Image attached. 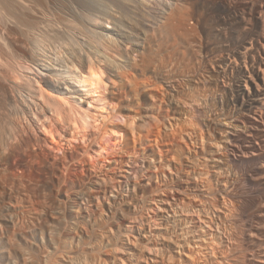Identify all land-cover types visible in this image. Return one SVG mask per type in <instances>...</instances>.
I'll use <instances>...</instances> for the list:
<instances>
[{
	"label": "bare ground",
	"instance_id": "6f19581e",
	"mask_svg": "<svg viewBox=\"0 0 264 264\" xmlns=\"http://www.w3.org/2000/svg\"><path fill=\"white\" fill-rule=\"evenodd\" d=\"M197 1L93 0L90 2L89 0H45V3L43 0L46 4L45 6L44 4L42 5L41 0H0V144L5 141L8 128L15 129L13 125L17 117L13 119L12 116L17 113L13 105L18 104V100L19 104L22 103L21 105H24L22 106L23 108L19 109L23 113L21 118L24 116V119L29 121L26 115L28 114L27 110H30L33 115L38 116V121L42 123L44 128L46 125L43 117L47 119L49 112L53 113L57 118L55 120H53L54 117L51 118L50 124L63 118L61 107L64 104L61 105L60 100H57V98L60 99L65 91L70 89L74 91L76 87H80L81 92L86 91L89 94H97L104 77L103 68L107 64H113L117 71L123 70L121 68L130 67L131 69L128 68L130 71L139 69L140 72H144L153 67L149 70L154 72V76L150 74L153 76L152 79L154 81H148L151 83V86L148 87L150 89L157 88L159 92L151 93L152 96L149 94V97L153 98L154 107L159 110V114L160 111H163V107L167 105L168 109H170L167 111V108H164L165 111L175 112L173 113L175 115L168 113L167 118L163 116L166 118H163L164 121H167L164 124L155 117L152 119V123L145 125L146 127L148 126V130L150 129L148 133L153 134L151 145L154 146L152 143H155L158 146L162 143L165 148L169 149H167L168 151H173V154L175 152L176 154L180 153V158L183 157L182 134L184 133H182V129L186 131L185 124H191L193 118H189L190 123L185 121V124H182L181 116L184 109V105L182 107V90L184 84L182 85L183 79L180 78L179 73L182 70L181 66L185 65L184 62L181 64L182 58L185 59V52H181L179 47L191 49L199 66L201 68L204 65L209 66L211 72L218 77L216 79L218 84L215 83L223 89L222 91L225 94V100L223 99L225 102L224 107L227 108V113L223 114L224 117H222L219 124V121L217 122L218 126L216 125L217 128H215L217 139L215 140L214 135L215 141L212 138L210 139L212 141L208 140L209 147H207L206 145L208 144L206 143L208 142L204 139V136L200 138L203 144L206 141L204 145L209 148L205 150V146L202 147L208 158L204 156L205 154H202L201 158H207L208 160L204 159V161H210L215 168V170L213 169V175L220 183V188L216 191L211 190L216 189L211 187V189H204L206 186H202L203 184L201 185L200 183H203L202 179H205V175L208 173L202 175L203 173L201 172V175L204 176L202 178L200 174H197L196 169V171H189H193V175L190 178L188 177L187 182L184 180L188 186L186 190H181L178 187L179 185H176L177 180L173 179L172 173H174L175 169L171 168L169 171L170 165L166 164L169 167H166L168 168L166 170L173 177L170 178V181L167 180L168 182L166 181L164 185L162 182L163 188L161 190L150 193L151 202L156 206V210L151 208L154 211H152L153 215L145 216L146 213L143 211L146 208L144 207V209L141 206L142 204H134L129 207L127 205L132 213L130 218L128 217V220L124 222V219H127V215L126 217H124L125 215L123 216L125 210L114 209L115 211L112 213L114 215L106 219H99L95 217V214H90L89 210L85 213L78 208L80 206L70 203L73 200H84V197H87L89 202L97 199V197L99 198V196H90L88 193V196L86 194L85 196L72 195L65 199L57 195L55 204L51 202L54 204V210L49 214L50 211L47 209L50 208H45L44 204L38 201L44 195L43 193L40 196L35 194L36 191L33 194H30L32 191L28 194H19L0 190V264H264V0H201L204 9V17L202 18L211 15L216 20L221 21L219 27H222V30L218 29V32H207V30L206 32H198L200 31L198 30L199 28H204V22L202 23L200 19V15L203 14L200 12L201 10H198L196 14L195 10L199 9L196 4ZM187 5H193L192 8L194 10L191 7L186 8ZM153 10H155L157 15H153ZM67 17L76 19V23L78 19L83 21V17H86V20L89 19V21L79 24L80 26L75 23L79 28L71 32L73 30L71 26H75V24L71 25L70 23L74 22L70 21V26L66 22L68 20H65L66 24L63 20L67 19ZM147 17H155L156 22L150 23L151 27L153 29L154 27H159L158 30L162 29L167 32L168 36H165L166 33L161 35L165 36L163 37L167 42V38L169 41H173L175 49L173 48L172 52H169L171 54L167 53V51L165 52L164 47L162 49L157 48V51L159 49L158 52L164 50L165 54H163V51V53H160L163 56H167L165 59L164 57L161 58L162 55H160V58L156 55L158 52L153 48L156 44L153 43L152 49L150 48L151 43L150 46L146 43L149 46L147 48L145 46L146 40H140L141 35L139 37L136 34L138 31L132 32V30L134 31L138 28L136 25H146V23L148 25ZM106 25H112V27L110 26L111 28H109ZM145 25L143 26L145 27ZM153 29L151 30L150 28L151 31ZM75 30L77 31L75 32ZM155 30V34L158 36L157 29ZM162 30L159 31L161 32ZM144 31L142 30L143 33ZM148 32L149 30L147 35H150L151 32H149L150 34ZM152 33L154 34V32ZM84 38L87 42L82 43L85 45L80 43L81 40L78 42V39ZM211 38L215 39L212 45L210 44L213 41ZM148 39L155 40L153 37ZM151 40L148 41L152 42ZM202 41L205 42V46L200 44ZM131 43L133 45L127 50L129 47L126 46ZM156 46L161 47L158 44ZM152 56H154V63L151 60ZM117 58L121 60L122 64L121 62H116L118 61L115 60ZM94 59L96 61L93 62ZM87 60L89 61L87 62ZM149 61H151V66L148 63ZM187 61L185 60V63ZM189 65L191 66L192 64H187V66ZM114 66L112 70H115ZM199 66V69L196 66L198 70H200ZM30 67H34L38 74H40V71H46L52 76L57 74L58 67L61 69L68 68L71 82L66 79L57 80L54 77L42 78L41 80L45 87L41 88L39 97V93L36 94V92L31 90L32 82L35 84L37 81L32 79L25 82L26 80H24L23 73L26 70L33 71ZM146 67L148 68L145 69ZM204 68L207 69V67ZM128 69L127 71L130 72ZM124 73L126 72L121 74L127 78L129 75L126 73L125 75L127 76H125ZM142 74L146 76V73ZM122 75H120L121 78L123 77ZM228 75L232 76L233 81H229L230 79L225 81ZM131 79L133 80L134 78L131 77ZM147 79L149 80V78ZM52 80L53 82H51ZM123 80L126 81V79ZM198 80H200L198 82L200 84L201 79ZM205 80L203 79L202 82L207 81ZM134 81L136 79L133 82L129 80L132 84L137 82ZM228 81L231 82V86L227 85ZM19 82L21 83L19 84ZM126 83H128V80ZM126 83L124 84L123 82L124 85H128ZM146 83H143V85ZM184 83L186 84V82ZM134 84L132 88H134ZM161 84L166 87V91L164 89L160 92ZM124 85L122 86L124 87ZM145 87L147 88L146 85ZM124 88L127 87L125 86ZM51 90L54 91V94L51 93ZM136 90H139V88ZM76 91H74V94ZM132 91L134 90L132 89ZM171 93L172 96L170 98ZM51 94H56V100ZM187 95L190 96V94ZM196 95H193L194 97L191 96L192 99ZM205 98L204 100H206ZM80 99L83 100L82 97ZM192 99L190 102H193L191 104L189 102L186 103L189 105L185 104V107L188 106L194 114V112H199L200 108L196 105L195 99ZM13 102L16 104H13ZM70 106L69 110L67 109L68 107L66 108L69 113L72 111ZM36 107L41 110L39 114L35 112ZM69 113L66 118L64 117L68 121L67 123L75 126L77 130L80 129V137L83 140L87 139L86 135L83 134V129L77 126V117L74 119L72 112L71 115ZM176 114L181 115V119L177 118ZM197 114L194 115L197 116ZM189 115L191 116V113ZM18 122L20 127L24 128L23 123L20 124L21 122ZM160 123L164 125L162 126L164 130H169L170 133L168 132V135L163 134V128ZM191 126L189 129L193 128ZM29 127L30 129L33 128V124L30 123ZM187 127L189 126L187 125ZM18 128L15 130H18ZM55 128L57 129V127ZM15 130L13 131L15 132ZM25 131L27 130L22 131L23 134ZM57 131L58 129L55 130V132ZM8 132L10 133V130ZM18 132L15 133L20 134ZM189 133L193 134V132ZM23 134H20L22 135L20 141H29L30 143L31 140L29 138L31 136L27 135L28 138H24ZM187 134L185 132V135ZM13 135L11 139L15 136ZM72 139L74 140V138ZM7 142L4 143L7 144ZM37 142H40V140ZM32 144L30 143V145ZM45 144L48 145L47 141ZM185 144L188 143L185 142ZM187 148L190 147L188 146ZM168 153L170 154L171 152ZM193 153L197 155V153ZM222 153L226 154V163L230 164L229 167L232 165L236 168H243L245 181L251 186L249 197L246 195H243L244 197L239 196L242 193H237V185L229 184V180H225L226 175L224 176L223 173H228L226 171L228 167L224 166L226 170L222 173L224 169L220 166L224 164V161L222 162V156H224ZM165 154L163 153L162 156ZM186 154H184V158L188 160L190 157H185ZM3 157L6 160L8 156ZM196 157L200 158V156ZM180 158L178 163L181 160ZM0 159H3L2 156H0ZM190 161L196 163L198 159L195 162H193V159ZM208 163L205 165L209 166ZM185 166L188 168V165ZM231 168L228 169L231 170ZM158 169L160 170V168ZM162 169L160 171L164 173L165 168ZM183 169H178L174 174L178 177ZM166 175L164 176L165 179ZM207 180L205 181L208 186ZM0 183L2 184L1 177ZM158 188L160 189L159 185ZM44 196L47 197V195ZM45 198L42 197L44 200ZM6 201H9V204L5 203ZM134 203L136 202L134 201ZM45 206L47 205L45 204Z\"/></svg>",
	"mask_w": 264,
	"mask_h": 264
},
{
	"label": "rangeland",
	"instance_id": "374dc122",
	"mask_svg": "<svg viewBox=\"0 0 264 264\" xmlns=\"http://www.w3.org/2000/svg\"><path fill=\"white\" fill-rule=\"evenodd\" d=\"M89 1L91 2L93 0H89ZM198 1L196 4L199 6V9H197L195 11L197 14L198 10L199 11L201 10L200 12L203 14L200 15L199 14L200 12L198 14L201 16L200 19H201L202 23L204 22L203 23L204 28H202V29L199 28L198 30H200V31H198V32H206V30H207V32H218V29L222 30L221 29L222 27H219V25L221 24V21H219L218 19L216 20V18H213V16H211V15L206 16L207 15L206 13H205L206 17L202 18V17H204L203 16L204 15V9L202 7V1L201 0H198ZM44 2H45V0H44ZM44 2H43V0H41L42 5L44 4L46 6V4H45L46 2L45 3ZM192 6L187 5L186 8H189V7L192 8ZM183 8L185 9L184 6H183ZM200 8H202V9H200ZM188 10H185V11H188ZM192 10H194V8H192ZM192 10H190V11L192 12ZM153 11H152V13H154L153 15L155 16V14H156L155 10H153ZM70 18H72V17H70ZM147 18L149 21L148 25H147V23H146V25L145 24L136 25V26H138V28L135 27L137 29L134 31L132 30V32H136V31L139 32V33L137 32L136 34L138 36L141 35V37L139 36L140 38L139 37H137V38H139L140 40L142 39L143 41L146 40L145 46H147L146 43L149 44V46L151 43L150 48H152V46L154 44L161 45V47L156 46V45L153 46V48L156 49V50L154 49L156 52H158L159 49H162L163 47H164L165 52L166 51H167V53L172 52V49L174 48L173 47V41H169V39L167 38V40H168V42H167L166 39L164 38L165 36H168L167 32H164L162 29H159V30L163 31V32L162 31L160 32L158 30L159 27H157V28L154 27V29H153L151 27L152 26L151 24L155 21V17L154 18L153 17H151V18L147 17ZM213 19H215V20H213ZM65 20H68V21H66V22H68V25H70V24L73 25L76 23L75 21H77L74 18L69 19V17H67V19L65 18L63 21L65 22ZM82 20L83 21L78 19V22L76 24L79 25V24H82L84 22L86 23L89 21V19L86 20V17L85 18L83 17ZM70 21L74 22V23L69 24ZM76 24H75V26L70 25L73 29V30L71 29L72 30L71 32H74V29L79 28L80 25L76 26ZM215 24H216V26H215ZM143 25H145V27ZM106 26L109 28L112 27V25H106ZM205 26H206V28H205ZM215 27H217V28H215ZM147 28H148L149 32H151V34L148 32V34H150V35H147V31H148ZM150 28H151V30L153 29V31H151ZM155 29H157V34H159L158 35L159 37L155 34L156 33ZM216 29H217V31H215ZM142 30H145V31L147 30V31H146V33L144 31V33H143ZM76 31L77 30H75V32ZM152 32H154V34ZM163 33L164 34L166 33L165 36L161 35ZM145 34H146V37L147 36H149L150 38L153 37V38H155V40L148 39L149 37H147V39L151 40L152 42L148 41L145 37ZM155 35L157 38L155 37ZM160 35L162 37L163 36L164 37L162 38ZM143 37H145V38L143 39ZM211 39L213 40V38H211ZM211 39H210V42H211ZM79 40H81L80 43H82V42L86 43L87 42V41H85L86 40L85 38L84 39H78V42H79ZM214 40L212 41V43H210L211 45L215 42ZM203 42L204 41H202L200 44L202 46H205V42L204 43ZM84 43H82V44H84ZM208 43H209V41H208ZM131 45H133V43L129 44V46L128 45L126 46V47H129V48H127V50H129L131 48ZM149 46H147V48ZM132 47L135 48L134 46H132ZM165 47H167L168 49L167 48L165 49ZM157 48H159L158 51H157ZM179 49H181L180 50L181 52L182 51H183V53L185 52V55L183 53H181L182 55L185 56L184 57L185 59L182 58L181 64H183V62H184V64L187 66V64L191 63L192 65L191 66L189 65L187 67H189L191 69L194 68L193 70H191L184 65L185 67L181 66L182 70H180L181 73H179L180 78L183 79V80L181 79L183 81L182 85L184 84V87L182 86L183 87L182 100L184 101V102L182 101V107L184 105V107H183L184 109L182 108L183 109L182 110V116L176 114L178 116V117L177 116L176 117L177 118H180V116L182 117V124H185L184 123L185 121H186V123H188V121L190 123V119L193 118L191 120V124H185V127L188 129L185 128L186 131H184V129H182L183 130L182 133H184V134H182V139H183V141L185 140L184 142L182 141V143H183L182 144V149H183L182 155H183V157L180 158V156H179L180 153H177L178 154L177 155L176 152H175V154H173L174 153L173 151H168L169 149L165 148L162 143H160L161 146L158 145L159 147L155 143H152L154 146L151 145V141L153 139V137H152L153 134H151L150 132L148 133V131L150 129L148 130V128H147L148 126L146 127L145 125L152 123V121H153L152 119H154L155 117H156V119L160 120L164 124L167 122L166 120L164 121V119L167 118V114L171 113V115H172L173 113H175V112L172 113L171 111L167 112L170 109V108L168 109L167 105H165L163 107V111H160V114H159V110L154 107L153 103H155V102H154L153 98H151V96H152V94H155L154 92L158 93L159 90H157V88L156 89L155 88L154 89L149 88L151 86V83H149V82L154 81L152 79V77L154 76V74H153L154 72H152L153 70H151V71L149 70L150 68L151 69L153 68V67H150L151 61L148 62V63H150V66L147 65V63H146V65L149 66L150 68L147 69L148 67H146L145 69H147V70H145L144 72L141 71L142 73H146V76L143 75L139 71V69L137 70V69L132 68L136 71H134V70L130 71L129 69H131V68L127 67V68H121L124 70L123 71L120 69L122 71L121 72L119 70L117 71L116 67L113 64L112 65L107 64V66L105 65L106 68L105 67L103 68L104 77H103V81L101 84L102 86L100 85L101 89L99 87L97 94H94V95L89 94L86 91L81 92L80 87H76L74 89V91L77 90L75 92V94H74V91L71 89L68 91H65V93L62 95V97L60 99L57 98V100H60L61 105L64 104L61 107V111L63 110L62 112L64 113V114L62 113L63 118L59 119L58 122L54 121L53 123L50 124L51 118L54 117L53 120H55L57 118L55 117V115L53 113L49 112L47 119L45 117H43L44 124L46 125L44 128L42 127V123H40L38 121V118H37L38 116L33 115L32 111L30 112V110H27L28 116L26 115V118H28L29 121H26V119H24V116H23V118H21L23 113L19 109L23 108L22 106H24V105H21L22 104L21 102H20L21 104H19V100H18L19 105L16 104L15 102H13V104L17 105L16 108H15L16 105H13V107H14V110L16 111V113L18 114V115L16 114V115L12 116L13 119L17 117L14 120L13 126H15L14 127L15 129L19 127L18 130H15V129H13V130H15L16 133L19 131L18 133H20V134L21 133L23 134L22 131L27 130L24 132L23 136H24V138L25 137L28 138L27 135L31 136L29 139L31 140L30 143L31 144L33 143V144L30 145L29 141L28 142H21L20 138L22 135L16 134L12 130L11 127H10V129L8 128L4 142H7L8 140L9 141L7 142V144L2 142L8 146H6L2 143L0 144V146H3L0 148V154H1L0 156H2V158H3V159H0V175H1L0 177H1V182H2V184L0 183L1 184L0 190L7 192V193H14V192L16 193L17 192L19 194L20 193L21 194H25V193L28 194L31 191L32 192L30 194H33V192L35 193V191H36V193H35L36 195H40V194L41 195H43V194L47 195V197L44 195L43 196L40 195L41 198L40 199L38 198L39 199L38 201H39V203L42 202V204H44L45 208L48 207L51 209V210L47 209L48 211H50L49 214L54 210L53 205L55 204V201H56L55 197L57 195L58 196L60 195L62 199L63 198L65 199L66 197L72 196V195L73 196L74 195H84L85 196V194L87 195V193H88L90 196H99V198L97 197V199L91 200V202H89V200H87V197H84V200H81V201H76V200L74 201L72 199L73 201H71L70 203H72L75 206H77V205L80 206L78 208H80L85 213H87V211L89 210L88 212L90 214H95L96 215L95 217H97L99 219H106V218L111 217L112 215H114L112 213H114L115 210H125V214H123V216L125 215L124 217H126V215H127V217H126L127 219H124L125 220L124 222H126V220H128V217L130 218V216H131L130 214L132 213V211L131 212L129 211L130 208H128V207L130 205H134V204H139V205L142 204L141 206L143 208L144 207L146 208V209L144 208L145 210L143 209L144 210L143 212L146 213V214L144 213L145 216H148V215L152 216L153 215L152 211L154 210V208L156 210V206L154 205L153 202H151V199H150L151 194L153 193V191L161 190L163 188V185L166 183V181L167 180L170 181V178L173 176H174L173 179L175 181L177 180L179 182L178 183L176 181V185H179L178 187L181 190L182 189L186 190V187L188 185H187V183H185V181L187 182L188 177L190 178L193 175L192 172L197 170V174H200V175H201V172L203 173L202 175H205L208 173L207 175H205V179L203 178L204 176L201 175L203 178L202 179L203 183H200L201 181L199 182L201 185L203 184L202 186L207 187V188L204 187V189L216 188V189H211L213 191H216L218 188H220L219 181L213 175L215 168L212 166L210 161H207L208 157H207L206 153H204V149L202 147L205 146L204 144L206 141L207 142H208V140L212 141V140H210L211 138L213 140H214V137H215V140L217 139L215 128H217L218 124L222 120V117H224L223 114L227 113L226 112L227 108L224 107L225 102L223 101V99L225 98V94L222 91L223 89L217 85L218 80H216V79H218V77H216V75L211 72V69L209 68V66L204 65V67H207V69L204 68L203 66L201 68V66H199V63L195 60V57L193 56L191 49H185V47L184 48L179 47ZM164 50H162V51L164 52ZM155 51H153V52H155ZM162 51H160V52H162ZM160 52H158L156 54V55H158V58H160V55H162L161 58L164 57V59H165V57H167V56H163V54H165V52L164 53L162 52L163 54H161ZM169 54H171V53H169ZM181 54H180V56H182ZM135 57H136V55H135ZM153 57L154 56H152V59L150 58L152 60V62H153ZM158 58H157V60H158ZM115 60H118L116 62H121V60L118 58ZM185 60L186 61L188 60L187 63H185ZM193 60H194V62H192ZM88 61L89 60H87V62ZM94 61H96V60L94 59L93 62ZM193 63L196 65L193 66L194 65ZM121 64H122V62H121ZM113 66L118 73L115 70H112ZM196 66H197V68L199 66L200 70H198L199 68L197 69ZM30 68H32L33 71L26 70L25 73H23L24 80H26L25 82L32 80V79H34V81H37V82H35V84H33L34 82H32V84H31L32 89L31 90L36 92V94L39 93L38 94L39 97H40L41 88L43 86L45 87V84L41 80L42 78H45V77L53 78L54 77L55 79L57 78V80L58 79H66V80H69L71 82V79H69L70 74L68 72L69 71L68 68L67 69L66 68L61 69L60 67H58L57 68L58 69L57 74L54 76H52L50 73H48L46 71H40V74H38V72L34 69V67H30ZM185 68H187V69H185ZM125 69H126V71H125ZM127 69L130 72H128ZM184 69H185V71L183 72ZM146 71H148L150 73H148ZM35 72H37V73H35ZM123 72H126V73L128 72L127 75H129L128 76L129 79H127L128 77L125 78L121 74ZM207 72L208 73L210 72V73L208 74ZM76 73H78V72H76ZM119 73H120V75L123 76L122 78L119 75ZM126 73H124V75ZM78 74H80V73H78ZM133 74H135V75H133ZM150 74H152L153 76H151ZM127 75H125V76H127ZM213 75H214V77H213ZM55 76H57V77H55ZM202 76H203V79L207 80V81L205 80L206 82H202L203 81ZM208 76L209 77L211 76L212 79H211V77L209 78ZM131 77L136 79V81H137V82L134 81V82H136L135 84L133 83L135 89L132 88L133 87L132 82L134 79L132 80ZM147 78H149V80ZM123 79H126V81H124ZM140 79H141V81H140ZM198 79H201L200 84L198 83L200 81ZM127 80H128V83H126ZM129 80H131L132 82H129ZM143 80H144V82H142ZM227 80L233 81L232 76L228 75V77L225 79V81H227ZM229 81H228V84H227V82H226V84L228 86H231L232 84ZM51 82H53V80ZM123 82H124V84L126 83L128 85H124ZM184 82H186V84ZM195 82H197V83H195ZM20 83L21 82H19V84ZM72 83H73V81H72ZM143 83H146L145 85L149 89H147L145 87V85H143ZM121 84L124 85V87L126 86L127 88H124ZM130 85H131V87H130ZM135 85H138V86H136L137 88L135 87ZM161 85L162 86H161L160 92H162V90H164V89H165L164 91H166V87L163 84H161ZM138 88H139V90H136ZM132 89L134 91H132ZM206 89H208V90H206ZM135 90H136V92H135ZM191 91H193V92H191ZM133 92H135V93H133ZM51 93L54 94V91L51 90ZM139 93H140V95H139ZM191 93L194 96H195V94L198 95V97L196 95V97L194 98L196 105L200 108L199 112H196V113L194 112L195 115L197 113L199 114V115L197 114V116H195L191 112L192 110L189 109L188 106L185 107L186 105H189L193 102V101L190 102L192 97H194ZM149 94H151L150 97H149ZM187 94H190V96ZM82 95H84V96H82ZM52 96H53V98L55 97L54 99L56 100V97H57L56 94L52 95ZM171 96H172V93L170 94L169 97L171 98ZM80 97H82L84 101L81 100ZM204 97H206L205 98L206 100H204ZM186 98H188L189 100ZM61 99H64V100H61ZM67 99H68V101H67ZM194 99H192V100H194ZM186 100H187V102H186ZM39 101L41 102L40 99H39ZM65 101L67 102L68 105L66 104ZM169 101H172V100H169ZM56 102H58V101H56ZM188 102H189V104H186ZM41 104H43V103H41ZM79 104H80V106H79ZM69 105H71L70 107H72L71 112H72L74 119H76V117H77V119H76L77 126L81 127V129H83V132H84L83 134L86 135L87 139H85V140H83L82 137H80L81 136L79 134L80 129L77 130V128L75 126L67 123L68 121L65 120V118L68 116V113H69L68 112ZM18 106H20V107L18 108ZM164 108L165 109L167 108V111H165ZM40 111L41 110H38L37 107L35 108V112L37 114H39ZM164 111H165V113L163 114ZM71 112L69 113L70 115H71ZM201 112H202V114H201ZM190 113H191V116L189 115ZM208 113H209V115H208ZM173 115H175V114H173ZM163 116H165L166 118ZM215 117L218 119H216ZM201 118H203V119H201ZM17 119H19L18 121H20V122H21V120L24 119L23 122L20 123V124L23 123L22 125L24 128L20 127L19 122L16 121ZM211 119H213L212 121L214 123L211 121ZM199 122H200V124H199ZM217 122H218V124H217ZM30 123L33 124V128H31V129L29 127ZM160 125H161V127L164 126V125H162V123H160ZM187 125L189 127H187ZM191 125L192 126L194 125L196 127L193 126V128L189 129ZM55 127H57V129H58L57 132H59V133L55 132V130H57ZM162 128H163L162 129L163 134L168 135L167 133L169 132V130H167V129L164 130V127H162ZM183 128H184V126H183ZM199 128L201 129V131ZM22 129H24V130H22ZM52 129H54V130H52ZM197 129H199V130H197ZM9 130H10V133L8 132ZM214 130H215V132H214ZM12 132H14L15 134ZM185 132H186V134L187 133L188 134L185 135ZM189 132H193V134L189 133ZM210 132L212 133V135ZM200 133L202 134V136ZM10 134L15 135V136L13 135L14 136L12 138L13 140L11 139L12 135L10 136ZM189 134H190V136H189ZM198 134H200V135H198ZM194 135H196L195 136L196 138L194 137ZM203 136H204V139H206L204 144L200 140V138ZM6 137L10 138V139H7ZM189 137L192 138V140H191L192 143L190 141L191 138H189ZM205 137H207V138H205ZM14 138H16V139H14ZM72 138H74V140ZM196 139H198L199 141ZM38 140H40V142H37ZM149 140H150V142H149ZM34 141H35V143H34ZM46 141H47L48 145L45 144ZM36 142L38 143V145ZM185 142L188 144H185ZM27 143H29V144L27 145ZM40 143H41V145H39ZM196 143H198V144H196ZM199 143H201V144H199ZM19 144H21V145H19ZM193 144H195V145L193 146ZM206 144H208L206 146L209 147V142ZM188 146L190 148H187ZM206 146L204 147L205 150L209 149ZM3 149H5L6 151ZM189 149L190 150L192 149V150L190 151ZM165 150L167 151V153L171 152L170 154L168 153L169 155L166 153L168 157L165 156L166 155ZM160 152L162 154L164 153L165 155L162 156V154ZM190 152H192V153H190ZM193 152L197 153V155L194 154ZM160 154H161V156H160ZM184 154H186L185 157H188V158L190 157L189 158L190 160L193 159V162H195V160L198 159L199 162L196 161V163L198 162V164L199 163L200 164L198 165L196 163H192V161H190L188 158H186L188 160H185ZM202 154H205L204 156H206L207 158H201ZM222 155H224V156H222V162L224 161L223 162L224 164H222L220 166H222L223 168L225 166L226 168L228 167L229 169L232 167L231 168L232 171L229 170L228 168H227V170H226V168L223 169L222 173L224 172V170H226L230 174L229 175L226 172L223 173L224 176L226 175L225 180H227V181L229 180L228 181L229 184L237 185L236 186V188L238 190L237 193L238 192H239V194L242 193V195L238 194L239 196L244 197L246 195L249 197L250 193H251V186H249L247 184V182L245 181L243 168H239V167L236 168L235 166L233 167L232 165H231V167H229L230 164L228 165V163H226L227 162L226 161L227 157L225 156L226 154L222 153ZM3 156H8L9 158L7 157V159L5 160V158ZM196 156H200V158H198ZM179 158L182 161L179 160L180 162L178 163ZM195 158H197V159H195ZM204 159H207V160L204 161ZM188 161H190L191 163ZM206 163H208L209 166H206L207 165ZM166 164H168V166L170 165L169 166L170 168ZM179 164H180V166H183V165L184 166L180 167ZM194 164H195V166H193ZM160 165H162V166H160ZM185 165H188V168ZM175 166H177V167H175ZM161 167L165 168V170L169 168L168 169L169 171L171 170V168L173 170L175 169L174 173L177 172L178 169L181 170L183 168L186 171L183 169L181 174L178 175V177H177V175L174 173H172L173 174V176H172V174L168 170H166V171L164 170V173L161 172L160 170H163ZM166 167H168V168H166ZM205 167H207V168H205ZM158 168H160V170ZM202 169H203V171H202ZM157 170H159V171H157ZM191 170H193V171L189 172ZM187 171H188V173H187ZM158 172L161 174H159ZM163 174H165V175L167 174L169 176L167 177V175H166V179H165L164 178L165 175L162 177ZM175 175H176V177H175ZM181 176H182V178H181ZM211 176H213L214 178ZM157 177H159V178H157ZM167 178H169V179H167ZM164 179H165V182H164ZM205 180H207V182L209 183L208 186H207ZM242 180H244V181H242ZM162 182H163V185H162ZM181 182H182V184H181ZM157 184L160 186V189L158 188ZM1 186H2V188H1ZM154 187H155V189H154ZM143 194H145V195H143ZM48 196H50V197H48ZM42 197L43 198L46 197L45 200L42 199ZM47 198L49 199L50 202L48 201ZM41 199H42V201H40ZM46 199H47V201H46ZM67 201H68V199H67ZM134 201L136 203H134ZM8 202L9 201H6L5 203H8ZM51 202H54V204ZM80 203H81V205H80ZM45 204L47 206H45ZM143 204H144V206H143ZM127 205H128V207H127ZM151 208L153 210H151ZM96 212H97V214H96Z\"/></svg>",
	"mask_w": 264,
	"mask_h": 264
}]
</instances>
